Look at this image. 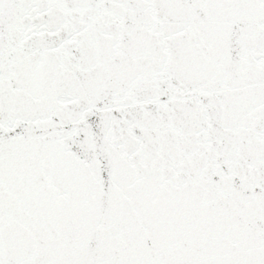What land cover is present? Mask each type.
<instances>
[{
	"label": "snow or ice",
	"instance_id": "1",
	"mask_svg": "<svg viewBox=\"0 0 264 264\" xmlns=\"http://www.w3.org/2000/svg\"><path fill=\"white\" fill-rule=\"evenodd\" d=\"M0 264H264V0H0Z\"/></svg>",
	"mask_w": 264,
	"mask_h": 264
}]
</instances>
